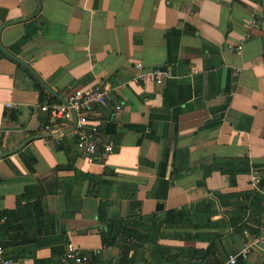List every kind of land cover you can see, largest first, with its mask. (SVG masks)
<instances>
[{"label":"crops","instance_id":"1","mask_svg":"<svg viewBox=\"0 0 264 264\" xmlns=\"http://www.w3.org/2000/svg\"><path fill=\"white\" fill-rule=\"evenodd\" d=\"M39 5L32 19L3 29V44L66 100L76 88L110 84V99L91 119L100 147L113 142L115 150L85 158L62 133L73 119L39 107L63 102L0 55L6 255L18 264L59 261L53 248L73 242L100 250L92 264H118L120 250L103 243L100 213L127 216L135 199L144 215L188 208L209 217L197 227L164 225V248L148 242L130 264H229L248 238L264 234V0H0V27ZM139 61L142 72L163 68L167 77L138 78ZM233 158L249 168L234 185L221 170ZM236 264H264V243Z\"/></svg>","mask_w":264,"mask_h":264},{"label":"built area","instance_id":"2","mask_svg":"<svg viewBox=\"0 0 264 264\" xmlns=\"http://www.w3.org/2000/svg\"><path fill=\"white\" fill-rule=\"evenodd\" d=\"M169 3V1L167 2ZM254 25V22L250 26ZM135 68L139 70L138 78L144 79L146 75H150L157 83H162L167 77L168 73L163 68H154L147 73L142 72L144 64L137 62ZM112 86L108 83H99L92 87L76 88L68 93L67 100L70 105L64 103H43L39 107L45 111L50 112L51 116L60 119H73L72 110L77 113V123L75 128L70 132L75 138L77 148L81 151L85 158H99L106 159L115 150V144L108 142L100 147L99 142V126L92 121V114L97 106L105 105L111 97ZM9 107H17L16 103H7ZM121 106H117L120 109ZM259 180L254 179V183L258 185ZM259 186V185H258ZM7 219L3 216L0 219V224ZM264 234L259 236H251L248 238L243 248L237 254L229 256V264H236L239 257L246 258L248 254L263 245ZM100 250L84 251L77 247L73 242H68L65 247L63 255L57 264H91ZM0 264H18L16 260L6 255V248L0 239Z\"/></svg>","mask_w":264,"mask_h":264},{"label":"trees","instance_id":"3","mask_svg":"<svg viewBox=\"0 0 264 264\" xmlns=\"http://www.w3.org/2000/svg\"><path fill=\"white\" fill-rule=\"evenodd\" d=\"M35 30H29L27 33L17 42V46H21L28 41ZM0 55L7 56L1 49ZM48 94V93H47ZM54 102H59L56 97L51 94ZM239 158L228 159V163L221 164V170L227 173L232 185L236 184V176L242 171H247L249 168H241L237 166ZM228 166V167H227ZM264 181H261L260 188L263 189ZM142 202L140 200H132L131 211L127 216H112L110 218L105 217L100 213V234L104 245L107 247L113 246L120 250L121 258L118 264H130L136 257L139 248L146 249V243L151 242L156 245V250L164 248L159 244V239L165 234L162 232L164 225H170L172 227H197L201 226V221L204 217L208 218L209 215L194 214L191 209H171L167 210L163 216L159 214L144 215L142 214ZM207 211L210 212L214 206V202H207ZM136 208V211H135ZM213 211V210H212ZM205 213V212H204ZM134 240V242H132ZM68 243V242H67ZM66 243V244H67ZM131 250L135 251L133 256H130ZM65 247L53 248V253L59 258L63 255ZM209 252V250H207ZM97 259V256L91 262V264ZM58 260H38L36 264H57Z\"/></svg>","mask_w":264,"mask_h":264},{"label":"water","instance_id":"4","mask_svg":"<svg viewBox=\"0 0 264 264\" xmlns=\"http://www.w3.org/2000/svg\"><path fill=\"white\" fill-rule=\"evenodd\" d=\"M38 2L41 4V0H38ZM41 8V5H39V8L38 10L26 17V18H21V19H17V20H12V21H9V22H6L4 23L1 27H0V49L6 54L8 55L9 57L13 58L14 60L18 61L19 63L25 65L26 67H28L32 73L36 76V78L42 83V85L49 91L51 92L52 94H54L55 96H57L63 103L67 104V105H70L69 102L61 95H59L55 90H53L46 82L45 80L38 74V72H36V70L33 68V66L31 64H29L28 62L22 60L21 58H19L18 56L14 55L12 52H10V50H8V48L3 44L2 42V31L5 27L9 26V25H12V24H15V23H21V22H24V21H27V20H30L32 19L36 14L37 12L40 10ZM72 113H73V122H72V125L63 130L62 133L63 134H67V133H70L76 126V123H77V113L72 110ZM60 132H56V133H49V134H46V135H57L59 134ZM37 137H40V135H35V136H32L29 140H31L32 138H37ZM24 144H22L21 146H23ZM20 146V147H21ZM159 205H162V204H159Z\"/></svg>","mask_w":264,"mask_h":264}]
</instances>
